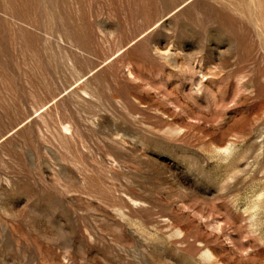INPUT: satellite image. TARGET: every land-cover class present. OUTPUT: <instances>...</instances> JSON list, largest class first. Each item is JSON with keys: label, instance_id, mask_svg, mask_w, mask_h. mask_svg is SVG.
I'll return each instance as SVG.
<instances>
[{"label": "rangeland", "instance_id": "rangeland-1", "mask_svg": "<svg viewBox=\"0 0 264 264\" xmlns=\"http://www.w3.org/2000/svg\"><path fill=\"white\" fill-rule=\"evenodd\" d=\"M0 264H264V0H0Z\"/></svg>", "mask_w": 264, "mask_h": 264}]
</instances>
